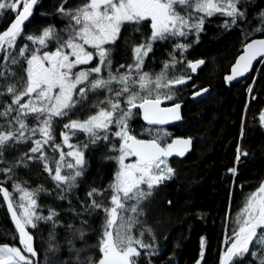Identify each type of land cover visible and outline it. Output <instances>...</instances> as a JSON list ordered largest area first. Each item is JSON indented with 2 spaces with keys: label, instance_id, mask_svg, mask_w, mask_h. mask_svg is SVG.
Masks as SVG:
<instances>
[{
  "label": "snow or ice",
  "instance_id": "1",
  "mask_svg": "<svg viewBox=\"0 0 264 264\" xmlns=\"http://www.w3.org/2000/svg\"><path fill=\"white\" fill-rule=\"evenodd\" d=\"M39 3L40 0H0V16H13L0 31V98L7 97L0 101V173L4 174L0 195L11 213L19 244H0V264H40L34 230L41 222H52L47 251L59 248L54 231L58 213L49 208L44 215L38 203L39 194L47 189H28L13 180L11 188L19 194L15 199L6 186L9 174L21 166L28 168L30 162L38 163L61 190L59 198L63 199V194L77 187L84 177L89 145L112 153L103 155V159L115 161L116 168L108 185V204L95 199L103 195V189L92 187L87 192L88 206L103 212L95 245L102 255L95 260L91 254L80 259V253L92 247L85 244L74 249L76 264H138L141 249L155 254L154 233L146 221H141L144 211L140 205L175 174L169 158L183 157L191 147V138L167 142V131L157 127L181 119L176 95L181 89L177 86L191 80V75H168L170 67L175 69L183 63V53L191 46L180 43L179 38L193 34L198 42L206 19L214 15L225 17V29L242 24L247 18V0H81L76 5L59 0L53 12L39 15L67 21L62 28L35 19ZM259 16L257 26L242 29L245 39L231 73L225 77L228 82L243 77L254 61L264 60V11ZM126 25L132 26L139 38L130 36ZM257 32L261 38H249ZM173 40L177 42L161 71H145V61L153 53L154 44ZM114 53L128 56L115 70ZM204 64L203 59L188 60L186 66L195 73ZM207 91L203 88L193 95ZM252 91L249 87V94ZM90 95L92 110L84 118H74L77 107H82ZM164 101H171L172 106H162ZM140 113L147 126L137 133L130 121ZM259 120L264 124V111ZM57 122H63L62 143H57L54 135ZM77 132L87 137V143L73 142ZM22 144L29 145L27 151L21 152L14 163L6 162L5 150ZM242 155L246 157L247 151L237 147V163ZM228 171L235 176L237 168ZM75 233L80 239L85 236L83 228ZM146 233L153 242H145ZM223 242L219 264H239L245 257L264 264V181L245 196ZM67 243L72 245V240ZM205 246L202 237L199 260L204 258ZM47 251L45 264H61L49 259Z\"/></svg>",
  "mask_w": 264,
  "mask_h": 264
},
{
  "label": "trees",
  "instance_id": "2",
  "mask_svg": "<svg viewBox=\"0 0 264 264\" xmlns=\"http://www.w3.org/2000/svg\"><path fill=\"white\" fill-rule=\"evenodd\" d=\"M75 1L68 0L70 5L81 2V0ZM58 3L59 0H40L34 11L35 19L39 23L51 22L57 28H62L67 21L57 16L39 15L40 12H53ZM263 4L264 0H247V18L236 27L225 29L223 27L225 17L214 15L206 19L203 31L199 33L198 42L193 34L179 38L180 43H188L191 46L183 53V63H178L175 69L170 67L168 75H191L190 69L186 66L188 60L203 59L205 67L196 77L191 76V80L186 85L177 86L181 89L176 93L178 102L185 104L184 120L173 128L165 129L169 135L165 139L170 142L175 137L191 138L194 149L186 159L174 160L175 177L170 182L166 181L164 187L161 184L145 201L144 216L140 219L146 221L152 228L154 242L147 233L144 239L145 242L154 243L155 254L149 255L148 250L141 249V256L137 258L138 264H195L199 260L202 237L206 241L203 264H219V255L225 247L224 237L231 232L232 219L242 206L245 196L264 181V126L259 120L260 113L264 111V64L258 76L254 73L255 75L246 81L230 87L224 83V76L229 74L245 39L242 29L247 31L260 23L259 14L264 11ZM12 19L10 13L0 16V31L4 30ZM126 27L129 28L130 36L139 38L138 34L132 31V26L126 25ZM144 31L147 32V29ZM249 38H261V33H253ZM175 42L177 41L154 44L153 53H150L145 61V71L160 72L163 62L170 59L169 53L173 51ZM175 54L179 59L178 50ZM127 59V55L118 56L114 53L113 70L118 67V63H124ZM17 72L21 74L19 70ZM253 82L255 83L253 92L249 94L248 88ZM207 87L210 88V92L206 97L197 101L190 100L194 91ZM6 99L7 97H3L0 101ZM92 100L93 97L90 95L89 100L82 107H77L73 117L84 118L92 110L90 107ZM248 108L252 112H249ZM130 127L140 133L146 126L140 117L136 116L131 120ZM61 131H64L63 122L55 123L54 135L57 143H62ZM76 136L79 143H87L86 136H80L78 133ZM28 147V144H22L6 149L5 161L14 163L19 154L27 151ZM237 147L248 153L246 157L241 156L239 163L236 162ZM105 154L112 153H108L107 149L89 145L85 154L87 168L84 177L79 179L77 187L63 194V199L59 198L61 190L55 186L38 163L30 162L28 168L21 166L9 174L11 179L7 181L6 186L15 199H18L19 194L11 188L13 180L22 182L28 189H36L40 186L47 189L38 197L40 211L47 215L51 208L58 213V216L54 217L57 221L54 231L59 249H62L65 252L64 256L68 257V264H75L73 261L77 260L75 250L70 252L65 246L72 233L77 235L76 249L84 247L85 244L91 245L90 248L98 249L95 245L103 212L88 206L90 198L87 192L92 187L103 189L107 200L99 199L98 196L95 199L102 200L105 204L109 203L108 185L113 178L116 164L113 160L103 159ZM49 155H53L51 151ZM232 167L237 168L235 176L228 171ZM3 180L4 174L0 173V181ZM84 221L87 223H83ZM68 225L73 227L69 229ZM78 228L87 230L89 234L85 235L87 238H79L75 233ZM50 230H53L52 222L47 224L41 222L39 228L34 230L40 264H44L45 261ZM2 243H16V246H19L17 232L0 196V244ZM56 254L47 251L49 256ZM239 264H255V261L251 257H245V260Z\"/></svg>",
  "mask_w": 264,
  "mask_h": 264
},
{
  "label": "water",
  "instance_id": "3",
  "mask_svg": "<svg viewBox=\"0 0 264 264\" xmlns=\"http://www.w3.org/2000/svg\"><path fill=\"white\" fill-rule=\"evenodd\" d=\"M35 11V10H34ZM31 19V18H30ZM264 62V60H257V61H254L253 62V66H252V68L243 76V77H238L237 79H235V80H233V81H231V82H228L227 81V84H228V86L230 85V84H235V83H238L239 81H241V80H245L246 78H248V76H250L252 73H253V71L260 65V64H262ZM204 67H205V64L204 65H202V66H200L198 69H197V71L195 72V73H192L191 72V75L193 76V77H196L197 75H198V73L201 71V70H203L204 69ZM207 89H208V91L207 92H204V93H202V95H200V96H192V99H199V98H201V97H204V96H206V95H208L209 94V92H210V88H208L207 87ZM163 106V105H162ZM171 107V106H170ZM183 108H184V104L183 103H181V109H180V116H181V119H179V120H174V121H170L168 124H166V125H163V126H157V127H162V128H164V127H173V126H176V125H178V124H180L181 122H182V120H183ZM140 118H141V121H142V123L145 125V126H147L146 125V122L143 120V117H142V113H140ZM174 139H182L181 137H176V138H174ZM173 139V140H174ZM193 151V143H192V141H191V147H190V149L185 153V155L183 156V157H178V156H173V157H171V158H169V160H172V159H184V158H186L189 154H191V152ZM1 197H2V195H0ZM3 199V198H2ZM4 201V200H3ZM4 204H5V206H6V208H7V204L4 202ZM8 210V209H7ZM8 213H9V211H8ZM9 216H10V219H11V213H9ZM11 221H12V219H11ZM12 224H13V226H14V223H13V221H12ZM14 228H15V226H14ZM17 235H18V233H17ZM38 259H39V257H38Z\"/></svg>",
  "mask_w": 264,
  "mask_h": 264
},
{
  "label": "rangeland",
  "instance_id": "4",
  "mask_svg": "<svg viewBox=\"0 0 264 264\" xmlns=\"http://www.w3.org/2000/svg\"><path fill=\"white\" fill-rule=\"evenodd\" d=\"M178 10H180V11H182V9H179L178 8ZM191 35V34H190ZM189 36V35H188ZM164 102H170V101H164ZM134 111H137V110H134ZM140 114H137V115H134L133 116V118H136V116H139ZM133 118L131 119V120H133ZM130 125H131V121H130ZM80 136H83V133H79V132H77ZM75 137H78V136H75ZM75 137H73V142H78L79 141V139H76ZM167 137H169V135L167 136ZM65 151H67V149H66V147H65V149H64ZM39 203V202H38ZM140 207L141 208H144V206L141 204L140 205ZM139 227V225H137V228ZM84 231H85V235L87 234V230H85L84 229ZM134 231H135V229H134ZM77 235H75V234H73L72 233V237H71V240H72V245H69L68 243H67V241L70 239H68L66 242H65V246L67 247V249L69 250L70 249V247L74 250V249H76V246H77V240H76V237ZM48 244V243H47ZM50 253H57L56 255H53V256H49V255H47L48 256V258L49 259H55V260H58V261H64L63 263H61V264H68V257H66V255L64 256V251L62 250V249H59L58 248V250H54V251H49ZM70 252H72V250L70 251ZM88 254H91L92 255V257H93V259L95 260V259H97V257L98 256H100V255H102V254H100L99 252H98V249H94V248H89V249H87V251H85V254H80V259H81V257H83V256H86V255H88ZM45 260V259H44ZM76 261L77 260H74L73 262L76 264ZM44 264H45V261H44Z\"/></svg>",
  "mask_w": 264,
  "mask_h": 264
},
{
  "label": "bare ground",
  "instance_id": "5",
  "mask_svg": "<svg viewBox=\"0 0 264 264\" xmlns=\"http://www.w3.org/2000/svg\"><path fill=\"white\" fill-rule=\"evenodd\" d=\"M72 1V0H71ZM76 1H79V0H76ZM75 1V2H76ZM69 3V2H68ZM264 5V4H263ZM255 9H257V8H255ZM260 10V9H259ZM259 12V11H258ZM171 52V51H170ZM160 57H161V55H160ZM168 57V56H167ZM154 59H156V58H154ZM160 61V60H159ZM156 62V61H155ZM264 64V62L262 63V64H260L254 71H253V73L250 75V76H248V78H250L251 76H253V75H255L254 73H257V76H258V74H260L259 72H260V69H261V67H262V65ZM161 69V68H160ZM159 69V70H160ZM155 70V69H154ZM157 71V70H156ZM231 73V69H230V72H229V74ZM228 74V75H229ZM227 75H225L224 76V83H225V85L226 86H228V84H227V81H226V79H225V77H226ZM260 77V76H259ZM248 78H246L245 80H247ZM245 80H241V81H239L238 83H240V82H244ZM255 82V81H254ZM253 82V84L250 86L251 88H253V85L255 84ZM238 83H235V84H230L228 87H230L231 85H236V84H238ZM256 83H257V81H256ZM192 85V84H191ZM198 90H200V89H198ZM198 90H196V91H198ZM196 91H194V92H196ZM193 92V93H194ZM253 92V91H252ZM192 96H193V94L190 96V100L191 101H197V100H200V99H202V98H204V97H206V96H204V97H201V98H199V99H192ZM250 99V98H249ZM248 99V100H249ZM253 99V98H252ZM250 101H252L251 99H250ZM184 102V101H183ZM184 104V103H183ZM249 104H250V102H249ZM184 107H185V104H184ZM248 107H249V105H248ZM248 110H249V108H248ZM251 110H249V112H250ZM244 112V111H243ZM252 112V111H251ZM259 112V111H258ZM249 115H250V113H248ZM248 117H250V116H248ZM246 120V119H245ZM244 124V123H243ZM262 124V123H261ZM263 125V124H262ZM264 126V125H263ZM242 131H244L243 129H242ZM261 131V130H260ZM191 141H192V143H193V149H194V142H193V139H191ZM192 153V152H191ZM188 157V156H187ZM186 157V158H187ZM186 158H184V159H186ZM184 159H176V160H184ZM93 178V177H92ZM96 183H98V182H96ZM90 186V185H89ZM91 187V186H90ZM91 189V188H90ZM3 200V199H2ZM39 201V200H38ZM4 202V201H3ZM88 204V203H87ZM5 205V204H4ZM5 208H6V206H5ZM7 209V208H6ZM8 211V210H7ZM101 212V211H100ZM9 214V213H8ZM98 214V213H97ZM66 228V227H65ZM91 229V228H90ZM91 232H92V229L90 230ZM68 232V231H67ZM90 232V233H91ZM71 235V234H70ZM87 235H89V234H87ZM62 237V236H61ZM68 237V236H67ZM71 237H72V235H71ZM71 237H70V239H71ZM84 237H86V236H84ZM87 238V237H86ZM86 240H88V239H86ZM89 240H90V238H89ZM91 241V240H90ZM85 243H87V242H85ZM42 246V245H41ZM69 251H70V249H69ZM41 252H43V251H41ZM44 254V253H43ZM195 264H197V262L195 263ZM199 264H203V260H199Z\"/></svg>",
  "mask_w": 264,
  "mask_h": 264
},
{
  "label": "flooded vegetation",
  "instance_id": "6",
  "mask_svg": "<svg viewBox=\"0 0 264 264\" xmlns=\"http://www.w3.org/2000/svg\"><path fill=\"white\" fill-rule=\"evenodd\" d=\"M144 70H145V68H144ZM226 75H228V74H226ZM246 81V80H245ZM228 87V86H227ZM83 137H85V135L83 134ZM170 142H171V140H170ZM174 163V159L173 160H169V164L173 167V164ZM175 170V174H176V169H174ZM175 174L172 176V178L171 179H169V180H166V181H172V179L175 177ZM166 181H164L163 183H162V185L166 182ZM163 187H164V185H163ZM103 196V197H102ZM102 196H98L99 197V199H106L107 200V196H105L104 194L102 195ZM99 202V201H98ZM142 205L144 206L145 205V201L144 202H142ZM204 255H205V250H204Z\"/></svg>",
  "mask_w": 264,
  "mask_h": 264
}]
</instances>
